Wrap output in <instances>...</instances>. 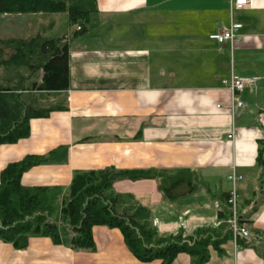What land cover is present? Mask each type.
<instances>
[{
  "label": "crops",
  "instance_id": "1",
  "mask_svg": "<svg viewBox=\"0 0 264 264\" xmlns=\"http://www.w3.org/2000/svg\"><path fill=\"white\" fill-rule=\"evenodd\" d=\"M96 6L85 34L75 35L76 27L63 35L69 90L30 93L42 96L46 109L66 110L30 120L28 137L0 146V175L27 157L45 158L22 185L66 193L76 172H187L175 191L184 196L175 200L164 196L159 180L119 181L114 190L147 209L160 236L216 230L223 243L207 264H264V166L257 162L264 144V0L242 10H231L229 0H97ZM231 24L240 27L238 41L214 39ZM232 76L255 80L240 93L243 108L234 116L224 84ZM233 175L240 178L235 185ZM234 189L248 239L224 229L231 228L226 199ZM93 239L95 251L48 238H32L18 251L0 241V264H145L118 229L95 227ZM173 264L192 260L182 253Z\"/></svg>",
  "mask_w": 264,
  "mask_h": 264
},
{
  "label": "trees",
  "instance_id": "2",
  "mask_svg": "<svg viewBox=\"0 0 264 264\" xmlns=\"http://www.w3.org/2000/svg\"><path fill=\"white\" fill-rule=\"evenodd\" d=\"M96 1L0 0V16L64 14L69 25L78 27L75 35L79 36L88 31L91 16L97 10ZM64 40L63 36L44 38L37 34L28 40L0 41L1 48L12 52L6 59L0 52V72H17L15 79L0 77V146L28 137L30 120L66 110L65 107L41 109L38 106L41 100L30 96L31 92L45 94L69 90L70 55ZM22 92H29V96ZM46 161L30 156L9 165L0 175V241L11 244L16 250H26L32 238H48L55 245L74 251H95L93 229L107 227L118 229L128 250L145 264L156 261L173 264L182 253L191 257L192 264H207L211 249L220 251L223 240L218 239L216 230H199L190 238L160 236L150 222L148 210L138 205L134 198L119 195L114 190L119 181L159 180L164 196L175 200L184 196L175 191L176 186L186 182L187 172L172 176L167 172L107 169L76 172L66 193L24 187L23 175ZM257 162L264 166V144ZM180 176L182 179H178ZM187 185L191 193L193 186L188 180ZM224 229L232 232L228 226Z\"/></svg>",
  "mask_w": 264,
  "mask_h": 264
},
{
  "label": "rangeland",
  "instance_id": "3",
  "mask_svg": "<svg viewBox=\"0 0 264 264\" xmlns=\"http://www.w3.org/2000/svg\"><path fill=\"white\" fill-rule=\"evenodd\" d=\"M71 27V28H70ZM76 30V26L69 25L68 17L64 14L55 15H5L0 16V41L11 39H25L28 40L37 34H41L44 38L62 37L68 30ZM1 56L9 58L12 52L1 48ZM17 72H0V77L16 78ZM38 106L42 109L47 108L44 104V99L39 98ZM43 100V101H42ZM46 101V100H45Z\"/></svg>",
  "mask_w": 264,
  "mask_h": 264
},
{
  "label": "built area",
  "instance_id": "4",
  "mask_svg": "<svg viewBox=\"0 0 264 264\" xmlns=\"http://www.w3.org/2000/svg\"><path fill=\"white\" fill-rule=\"evenodd\" d=\"M231 5V10H242L244 8L251 7L253 4V0H229ZM240 27L234 24H231L228 28L224 29V31L214 37L220 43H230L234 44L238 41L240 36L238 35ZM255 80L251 79H241L237 76H232L229 80L225 81L224 84L228 86L232 93V107L231 112L232 116L235 115L236 111L243 108V103L239 98L241 92L245 90V88L254 83ZM235 137V132L232 131L229 135V139L233 140ZM240 178H237L235 175L231 177L232 182L234 185ZM237 199L238 195L236 190L234 189L228 198V205L231 209L232 215L229 224L232 229V233L234 235L235 240L239 238L248 239L250 237V232L247 228L240 225L238 217H237Z\"/></svg>",
  "mask_w": 264,
  "mask_h": 264
}]
</instances>
